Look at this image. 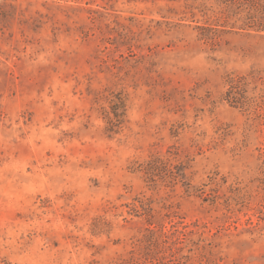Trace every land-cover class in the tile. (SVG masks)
<instances>
[{
    "label": "rangeland",
    "instance_id": "rangeland-1",
    "mask_svg": "<svg viewBox=\"0 0 264 264\" xmlns=\"http://www.w3.org/2000/svg\"><path fill=\"white\" fill-rule=\"evenodd\" d=\"M0 264H264V0H0Z\"/></svg>",
    "mask_w": 264,
    "mask_h": 264
},
{
    "label": "trees",
    "instance_id": "trees-1",
    "mask_svg": "<svg viewBox=\"0 0 264 264\" xmlns=\"http://www.w3.org/2000/svg\"><path fill=\"white\" fill-rule=\"evenodd\" d=\"M232 87V86H231Z\"/></svg>",
    "mask_w": 264,
    "mask_h": 264
}]
</instances>
